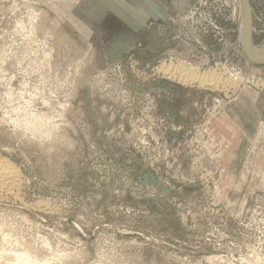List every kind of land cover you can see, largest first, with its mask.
<instances>
[{
  "label": "rangeland",
  "instance_id": "374dc122",
  "mask_svg": "<svg viewBox=\"0 0 264 264\" xmlns=\"http://www.w3.org/2000/svg\"><path fill=\"white\" fill-rule=\"evenodd\" d=\"M249 5L261 47L264 0ZM242 7L0 0V160L18 174L0 264H264V63ZM243 96L257 112L225 125Z\"/></svg>",
  "mask_w": 264,
  "mask_h": 264
},
{
  "label": "bare ground",
  "instance_id": "6f19581e",
  "mask_svg": "<svg viewBox=\"0 0 264 264\" xmlns=\"http://www.w3.org/2000/svg\"><path fill=\"white\" fill-rule=\"evenodd\" d=\"M241 2H242V0H241ZM242 5H243V2H242ZM242 8L244 10V8H245L244 5H243ZM247 19H248V29L245 31V28L243 26L242 44L244 45V47L246 49L245 51H247L248 55H250V57L252 58L251 60H253L255 62H258V63H264V45H262L261 47H257L253 43V37H252V34H251L252 30H251V10H250V7H248V9H247ZM247 31H248V34H250L249 37L246 34ZM182 66L174 67L175 68L174 69L175 72L173 73V74H175V76H176V73L179 74V77H177V78H179V80H181V82H184V83H187V84L198 83L200 86H206L207 85V82H206L207 81V77L206 78L203 77L204 75L203 76H201V75L199 76V74L196 71V69L194 70L193 68L184 67V66L182 67ZM174 70H172V71H174ZM211 76H212V74H211ZM42 121H44V120L43 119L39 120L37 122V125L38 124L42 125L43 124ZM34 125H33V128L36 129ZM30 128L32 129V126ZM51 139H52V136H51ZM16 174H17V172L13 169L12 164H10L7 161H1L0 160V191L1 192H7L9 194V192H13L15 190V188L18 186V179H17V175L18 174L17 175ZM0 238H1L0 239V243H1V241H3V242L6 241L7 242V236H6L5 233H3V234L1 233ZM3 242H2V244H3ZM4 246H2L0 248V251H4L3 254H0V258H1V256L5 255V253H6L5 249H4L5 248ZM23 248H25V247H23ZM30 250L26 249L22 253H21V251H20V253L18 251L19 255H15L16 253L13 252L14 253V257L17 260L29 259L33 263H38L39 262L38 258L36 256H33L31 254L33 252H31ZM12 256H13V254H12ZM3 257H5V256H3Z\"/></svg>",
  "mask_w": 264,
  "mask_h": 264
},
{
  "label": "crops",
  "instance_id": "0c3cea01",
  "mask_svg": "<svg viewBox=\"0 0 264 264\" xmlns=\"http://www.w3.org/2000/svg\"><path fill=\"white\" fill-rule=\"evenodd\" d=\"M257 99H259L260 97L259 96H257L256 97ZM243 99H245V96H243V97H241L239 100H237V102H235V103H240V105H235V104H231V105H229V106H227L226 108H224V111H223V115H222V117H223V122L225 123V125L226 124H231V122H232V116H233V114H235V112H234V110L235 109H237L238 107L240 108V107H243L242 105H243V103H244V101H243ZM246 102H247V105L245 106V107H243V110H240L239 111V115H240V113H244V114H247L248 112L251 114L252 112H257V110H255L256 109V107H258V106H256V105H252L253 103L255 104L256 103V100H253L252 98H251V101L250 100H246ZM248 102L251 104H249L248 105ZM241 103H242V105H241ZM245 104V103H244ZM237 114V113H236ZM244 114H242V115H244ZM247 116H250V115H247ZM254 117V118H253ZM253 117H251L252 119L249 121V123H250V126H248L247 125V123L246 124H244V123H242V121L240 122V120H242L241 118H236V120H235V122L236 123H240L242 126H247L248 128H251V129H253V128H257L258 126H260V122H259V120H258V118H256L255 116H253ZM246 129V132H249L250 133V130L249 129ZM261 135H262V132H261Z\"/></svg>",
  "mask_w": 264,
  "mask_h": 264
},
{
  "label": "water",
  "instance_id": "95a60500",
  "mask_svg": "<svg viewBox=\"0 0 264 264\" xmlns=\"http://www.w3.org/2000/svg\"><path fill=\"white\" fill-rule=\"evenodd\" d=\"M242 2H243V5L245 7L244 13H245V31H246L248 29L247 9H248V7H250V5H249V0H242ZM246 34L248 37L250 36V34H248V31L246 32ZM248 56H249V59L251 60L252 58L250 57V55H248ZM253 62H255V61H253ZM255 63H258V62H255ZM258 64H260V63H258Z\"/></svg>",
  "mask_w": 264,
  "mask_h": 264
}]
</instances>
